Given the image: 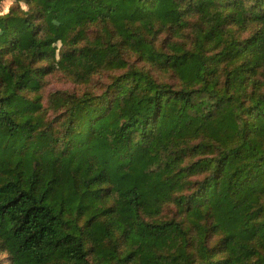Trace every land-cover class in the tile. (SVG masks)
Masks as SVG:
<instances>
[{"label":"trees","instance_id":"obj_1","mask_svg":"<svg viewBox=\"0 0 264 264\" xmlns=\"http://www.w3.org/2000/svg\"><path fill=\"white\" fill-rule=\"evenodd\" d=\"M7 9L9 264H264V0ZM55 73L87 88L45 96Z\"/></svg>","mask_w":264,"mask_h":264},{"label":"rangeland","instance_id":"obj_2","mask_svg":"<svg viewBox=\"0 0 264 264\" xmlns=\"http://www.w3.org/2000/svg\"><path fill=\"white\" fill-rule=\"evenodd\" d=\"M13 0H6L5 3V9L8 8V5L12 2ZM62 30V33L59 31V28L56 29L57 34L59 35H64L66 32ZM47 85L45 86V96L51 92V91H55L58 89H63V90H75L77 92H83L87 87L84 85H78L75 84L74 82L66 79V77H64L62 74L60 73H55V74H51L47 77V81H46ZM10 262V258L8 257V254L6 252H2L0 251V264H9Z\"/></svg>","mask_w":264,"mask_h":264},{"label":"clouds","instance_id":"obj_3","mask_svg":"<svg viewBox=\"0 0 264 264\" xmlns=\"http://www.w3.org/2000/svg\"><path fill=\"white\" fill-rule=\"evenodd\" d=\"M21 7H25L23 4L21 5ZM8 9H5L4 12H0V15H5L7 13Z\"/></svg>","mask_w":264,"mask_h":264}]
</instances>
